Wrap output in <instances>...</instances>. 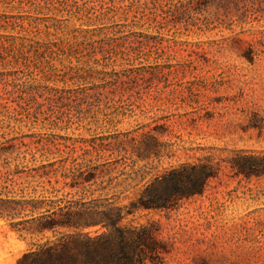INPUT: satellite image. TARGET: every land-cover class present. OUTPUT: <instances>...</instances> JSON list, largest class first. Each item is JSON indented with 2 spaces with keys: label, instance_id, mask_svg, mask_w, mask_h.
I'll return each mask as SVG.
<instances>
[{
  "label": "rangeland",
  "instance_id": "rangeland-1",
  "mask_svg": "<svg viewBox=\"0 0 264 264\" xmlns=\"http://www.w3.org/2000/svg\"><path fill=\"white\" fill-rule=\"evenodd\" d=\"M188 2L0 0V264L106 231L44 216L128 206L207 161L220 171L203 193L125 223H157L170 264H264V177L228 164L264 151V0Z\"/></svg>",
  "mask_w": 264,
  "mask_h": 264
},
{
  "label": "trees",
  "instance_id": "trees-1",
  "mask_svg": "<svg viewBox=\"0 0 264 264\" xmlns=\"http://www.w3.org/2000/svg\"><path fill=\"white\" fill-rule=\"evenodd\" d=\"M237 1V0H236ZM235 0H189L197 8L228 7ZM153 146L138 148L145 158L154 153ZM235 176L247 179L264 177V151L238 150L228 161ZM220 168L210 162L182 164L168 176L155 178L143 185L139 197L128 206L110 204L98 208L92 218L85 211L69 206L61 218L44 216L43 229L67 228L80 230L100 225L106 231L95 235L77 232L63 235L55 244H45L25 253L18 264H170L172 247L160 236L157 223L126 224L128 216L137 210L169 211L184 197L203 193L208 181L217 177ZM94 175L85 178L89 182ZM87 211V212H89ZM83 215V216H82ZM49 219V220H48Z\"/></svg>",
  "mask_w": 264,
  "mask_h": 264
}]
</instances>
